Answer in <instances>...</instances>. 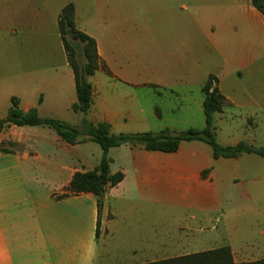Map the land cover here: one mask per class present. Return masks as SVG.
Returning a JSON list of instances; mask_svg holds the SVG:
<instances>
[{"label": "crops", "instance_id": "0c3cea01", "mask_svg": "<svg viewBox=\"0 0 264 264\" xmlns=\"http://www.w3.org/2000/svg\"><path fill=\"white\" fill-rule=\"evenodd\" d=\"M249 1L95 0L84 17L72 1L0 0V119L16 98L23 112L72 126L108 123L113 135L202 130L203 88L212 75L231 103L215 115L218 142L264 149V16ZM70 3L102 63L88 78L86 115L73 108L75 74L59 30ZM150 9L167 15L162 64L140 49L138 19ZM8 143L17 147L0 151V264H150L195 254L204 243L201 252L230 247L236 264L264 259L244 255L264 249L262 157L216 159L200 141L175 153L114 147L110 172L124 178L107 189L99 213L92 193L58 198L76 173L100 165L99 144L15 125L0 134V145Z\"/></svg>", "mask_w": 264, "mask_h": 264}, {"label": "trees", "instance_id": "16d2710c", "mask_svg": "<svg viewBox=\"0 0 264 264\" xmlns=\"http://www.w3.org/2000/svg\"><path fill=\"white\" fill-rule=\"evenodd\" d=\"M253 7L264 16V0H251ZM59 30L68 55L69 63L75 74L76 91L78 101L74 105L77 113L88 114L93 105V86L88 78L93 76L101 68V60L96 41L77 29L75 22V6L68 4L60 15ZM79 41L82 46L73 44ZM217 79L210 76L204 86L205 95L203 109L206 119V127L202 130L188 129L178 134H171L165 130L160 133H137L113 135L108 123L94 124L88 119H83L81 125L72 126L63 121L43 118L36 109L23 112L19 106V100L12 99V106L6 118L0 119V134L11 125L24 126H48L54 129L66 142L76 144L81 137H89L99 144L103 150L100 165L91 172L76 173L69 188L68 194L92 193L98 201L99 213L103 208V199L110 187L117 186L124 178L123 174L112 175L110 166L112 159L109 157L110 149L122 145L142 147L147 151L163 153H175L184 142L200 141L208 144L218 158H237L242 154H253L264 158V149L255 148L247 144L237 146H222L216 135L215 115L222 112L231 103L218 91ZM17 147V144H1L0 151L8 153L6 146ZM100 225V222H99ZM150 264H236L230 247L199 252L187 256L177 257L165 261ZM242 264H264V259Z\"/></svg>", "mask_w": 264, "mask_h": 264}, {"label": "rangeland", "instance_id": "374dc122", "mask_svg": "<svg viewBox=\"0 0 264 264\" xmlns=\"http://www.w3.org/2000/svg\"><path fill=\"white\" fill-rule=\"evenodd\" d=\"M65 1V0H63ZM72 1L74 3H77V5L84 9V17H87L90 7H93L95 4V0H67ZM245 3H249V0H240ZM154 10L150 9L149 11H140L139 16V31L141 33L140 35V49L141 53L143 54L144 51H146V55H144V58L148 60H152L153 62L162 64L164 62V58L162 55L161 46L163 44H166L167 40V15L161 14L160 15H154ZM182 11L179 10V13ZM73 44H77L79 46H82V44L79 41H72ZM161 105V106H160ZM159 107H162L164 111V115H167V108L164 103L158 104ZM222 211H220L221 213ZM226 212V210H225ZM219 213V215H220ZM170 223L167 221V234L169 232ZM174 235H167V244L172 243L174 240ZM104 243V242H103ZM106 246V245H105ZM208 246L204 243L203 245H200L198 247H195L196 250H190V253H197L198 251H203ZM107 248V247H106ZM245 257L249 259H255L264 257V249H254V250H246L244 251Z\"/></svg>", "mask_w": 264, "mask_h": 264}]
</instances>
